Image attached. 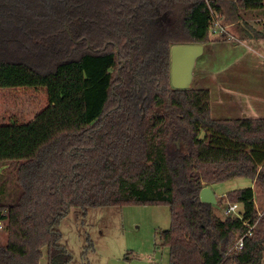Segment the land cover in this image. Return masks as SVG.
Segmentation results:
<instances>
[{
  "label": "trees",
  "instance_id": "1",
  "mask_svg": "<svg viewBox=\"0 0 264 264\" xmlns=\"http://www.w3.org/2000/svg\"><path fill=\"white\" fill-rule=\"evenodd\" d=\"M238 9L264 16V0H0V88L48 96L33 120L0 124V163L16 166L14 185L0 182V264L44 251L70 264V210L130 204L169 206L170 264H263L264 118L214 119L208 89L171 84L172 46L228 40L215 23ZM235 24L233 37L264 39V17ZM237 177L255 189L218 199L243 208L222 218L200 191Z\"/></svg>",
  "mask_w": 264,
  "mask_h": 264
},
{
  "label": "rangeland",
  "instance_id": "2",
  "mask_svg": "<svg viewBox=\"0 0 264 264\" xmlns=\"http://www.w3.org/2000/svg\"><path fill=\"white\" fill-rule=\"evenodd\" d=\"M236 14L240 15V20L225 26L230 37L236 32L235 23L248 21L257 28L261 27L264 16L256 11L238 9ZM47 105L48 96L44 88H0V124L27 123ZM200 137H205L204 131H201ZM178 147L185 148L180 142ZM15 168L14 162L0 163V182L5 180L9 186H13L16 181ZM232 184H236V187L241 185L222 183L213 186V190L219 194L228 192L236 189ZM255 203L261 216L259 226L264 230V193L261 190L256 195ZM227 204L226 201H218L214 205L215 213L224 218ZM2 224L0 244L7 240ZM171 224V211L166 204L91 208L86 213L71 209L60 226L63 233L61 243L73 257L70 264H170V250L168 246L161 245L160 232L168 230ZM44 253L40 264H48L46 251Z\"/></svg>",
  "mask_w": 264,
  "mask_h": 264
},
{
  "label": "crops",
  "instance_id": "3",
  "mask_svg": "<svg viewBox=\"0 0 264 264\" xmlns=\"http://www.w3.org/2000/svg\"><path fill=\"white\" fill-rule=\"evenodd\" d=\"M194 59L187 86L208 89L214 119L264 118V39L214 41ZM222 183L254 188L253 180L237 177ZM233 191L229 190L228 192ZM215 192V191H214ZM228 192L216 193L217 197Z\"/></svg>",
  "mask_w": 264,
  "mask_h": 264
},
{
  "label": "water",
  "instance_id": "4",
  "mask_svg": "<svg viewBox=\"0 0 264 264\" xmlns=\"http://www.w3.org/2000/svg\"><path fill=\"white\" fill-rule=\"evenodd\" d=\"M204 51L202 44H175L171 49V84L173 88L188 87L187 80L191 73L194 59ZM200 199L204 203L217 204L218 198L210 186L200 191Z\"/></svg>",
  "mask_w": 264,
  "mask_h": 264
},
{
  "label": "built area",
  "instance_id": "5",
  "mask_svg": "<svg viewBox=\"0 0 264 264\" xmlns=\"http://www.w3.org/2000/svg\"><path fill=\"white\" fill-rule=\"evenodd\" d=\"M214 32L215 33H227V28L223 25H221L218 21L215 23V28H214ZM230 38H234L233 36H231ZM225 215L226 216H232V217H243V208L241 206L240 203H228L226 208H225ZM0 228H3V224L2 222H0ZM243 239L244 237H241L235 248L237 250H241L243 247Z\"/></svg>",
  "mask_w": 264,
  "mask_h": 264
}]
</instances>
